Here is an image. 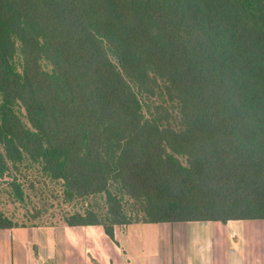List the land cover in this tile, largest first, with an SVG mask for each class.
Returning a JSON list of instances; mask_svg holds the SVG:
<instances>
[{
	"label": "trees",
	"instance_id": "obj_1",
	"mask_svg": "<svg viewBox=\"0 0 264 264\" xmlns=\"http://www.w3.org/2000/svg\"><path fill=\"white\" fill-rule=\"evenodd\" d=\"M29 172L114 242L264 219V0H0V185Z\"/></svg>",
	"mask_w": 264,
	"mask_h": 264
},
{
	"label": "crops",
	"instance_id": "obj_2",
	"mask_svg": "<svg viewBox=\"0 0 264 264\" xmlns=\"http://www.w3.org/2000/svg\"><path fill=\"white\" fill-rule=\"evenodd\" d=\"M144 226L149 233L141 260L126 256L122 229L115 230V242L103 229L89 236L74 235L76 229L94 226L57 227L52 236L41 229L0 230V264H264V219ZM49 242L63 248L43 250ZM29 243L39 246L38 256L26 249ZM75 245L83 246V251L69 250Z\"/></svg>",
	"mask_w": 264,
	"mask_h": 264
},
{
	"label": "rangeland",
	"instance_id": "obj_3",
	"mask_svg": "<svg viewBox=\"0 0 264 264\" xmlns=\"http://www.w3.org/2000/svg\"><path fill=\"white\" fill-rule=\"evenodd\" d=\"M29 177L32 179L31 182L33 184V188L29 187V183H26L25 186V195L26 198L23 202L16 200L12 195H10V188L7 185H0V210H2L11 220L17 222L20 225L25 224L28 226L30 223L39 227H28L26 229H35L42 230V232H48L51 236L54 234V229L57 227H68L64 226L61 222V218L63 217V212L65 210H70L73 212L74 209H78L79 206H66L63 205L60 199V190L55 189L54 186L49 185L47 187L48 182H44L42 179H34L35 174L32 172L28 173ZM22 182V181H21ZM58 196V197H57ZM40 212L42 214L41 219H32L33 216H36V213ZM24 229H16L14 231H24ZM45 229H48L45 231ZM101 226H94L93 228H79L74 230L75 234L78 235L81 233L82 235H91L96 231L101 230ZM122 229L126 233L123 236L122 248L126 252V256L128 258H137L141 260L143 251L146 250L144 239L145 235L149 233L148 228L144 225H132L126 227H116L115 230ZM104 230V229H103ZM35 234L36 231H32ZM66 232L69 234V230L66 229ZM33 239V238H32ZM31 239V240H32ZM30 240V241H31ZM33 242V241H32ZM30 245H26V249L31 250L34 253V256H38L40 252V248L38 245L34 243H29ZM52 244L49 242L47 246H43V250L53 251V250H61L63 247ZM69 250L74 251H83V246L75 245ZM101 250L104 252L107 250L101 246ZM108 251V250H107ZM134 261V260H133Z\"/></svg>",
	"mask_w": 264,
	"mask_h": 264
}]
</instances>
